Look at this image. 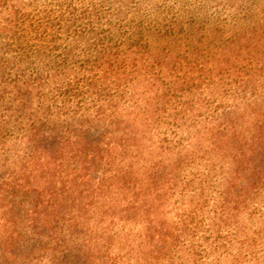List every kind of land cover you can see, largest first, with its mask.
<instances>
[{"label":"trees","instance_id":"trees-1","mask_svg":"<svg viewBox=\"0 0 264 264\" xmlns=\"http://www.w3.org/2000/svg\"><path fill=\"white\" fill-rule=\"evenodd\" d=\"M30 1L0 0V264H264V8L26 75L29 31L142 0Z\"/></svg>","mask_w":264,"mask_h":264},{"label":"rangeland","instance_id":"rangeland-1","mask_svg":"<svg viewBox=\"0 0 264 264\" xmlns=\"http://www.w3.org/2000/svg\"><path fill=\"white\" fill-rule=\"evenodd\" d=\"M108 1L105 4L112 0ZM149 1H155L154 6L147 5L146 2ZM235 1H237L235 7L236 3L241 4L237 6L238 9L232 10L230 8L234 6L229 5L227 0H142L135 1V9L129 4L123 9L118 10L116 7L112 13H106L111 23H105L106 18L103 16L105 11H103L98 18H95L99 20L103 16L100 19L103 23H78L83 26L76 27L49 24L41 26L36 32L29 31L35 35L27 36V41L21 45L22 72L28 75L33 71H44L47 69L46 64H51L54 60V54L70 42L72 43L69 46L71 63L86 62L90 59L91 46L100 40L121 41L126 43L124 45L140 42L150 47L172 49L173 52L169 55L184 56V53L195 55L197 50L190 43L196 35L193 29L195 26L198 27L199 23H208L209 29H218V34L222 35L232 29L233 15H237L236 17L242 15L238 12L240 9H249L251 14H256L257 10L264 8V0ZM43 3L50 7L56 4L54 0H31L29 10L41 8ZM157 5L160 7V12L155 8ZM145 14L148 15L143 18V23H138L142 21L140 17ZM217 17L220 18V22H217ZM223 19L229 23L222 22ZM74 40L76 42H73Z\"/></svg>","mask_w":264,"mask_h":264}]
</instances>
